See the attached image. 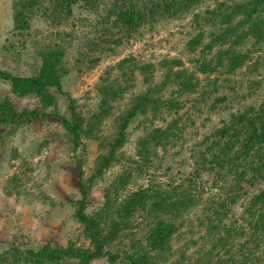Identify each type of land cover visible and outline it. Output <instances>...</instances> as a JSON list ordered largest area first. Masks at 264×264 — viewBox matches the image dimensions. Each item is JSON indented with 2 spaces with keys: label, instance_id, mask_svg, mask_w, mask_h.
<instances>
[{
  "label": "trees",
  "instance_id": "1",
  "mask_svg": "<svg viewBox=\"0 0 264 264\" xmlns=\"http://www.w3.org/2000/svg\"><path fill=\"white\" fill-rule=\"evenodd\" d=\"M207 1L212 4L200 9ZM10 13L17 36L33 41L30 31L39 24L53 37L32 43L37 68L31 74L0 69L9 89L0 99V126L12 132L32 120L59 119L75 160L70 217L85 244L70 237L38 246L10 239L0 249V264H91L100 258L108 264H264V99L229 112L183 148L180 166L163 154L183 138L178 112L186 101L215 111L228 98L221 90L232 87L230 76L243 66L257 70L264 57V0H10ZM185 15L195 29L185 41L191 67L176 56L142 61L128 54L99 75L92 110L62 90L75 27L84 37L76 45L84 50L77 52H113L110 45L121 37ZM64 27L68 31L58 30ZM98 60L89 58L88 65ZM258 82L252 80L247 96ZM54 90L67 99L65 112L56 109ZM13 97H33L36 105L18 108ZM185 120L192 121L189 115ZM129 129L139 134L126 154ZM88 145L95 151L85 173ZM114 167L100 202L88 211L93 184ZM158 169L166 182L157 180ZM208 177L213 182L202 197L196 187Z\"/></svg>",
  "mask_w": 264,
  "mask_h": 264
},
{
  "label": "rangeland",
  "instance_id": "2",
  "mask_svg": "<svg viewBox=\"0 0 264 264\" xmlns=\"http://www.w3.org/2000/svg\"><path fill=\"white\" fill-rule=\"evenodd\" d=\"M210 4L212 3L207 1L200 9ZM189 21L190 16L185 15L180 19L162 20L152 27L146 25L139 29V33L121 37L119 44L110 45L113 52L105 50L86 53V51L83 52L86 53V57L82 52H77L84 50V47L79 49L76 47L78 40H83L84 37L75 27L72 34L73 45L67 47L64 57L68 73L60 79L62 90L67 92L79 107L92 110L96 102L95 82L99 75L106 66L114 64L128 54L142 61L176 56L182 60L184 66L191 67L190 55L185 50V41L195 29ZM58 30L68 31L67 27ZM30 34L33 41L12 33L10 0H0V69L18 75H27L35 71L37 62L33 59L32 43L39 46L53 35L39 24H33ZM258 54L261 55L260 52ZM93 57H99V60L90 67L88 59ZM257 64L256 71L251 72L243 66L230 76V85L233 89L224 86L221 91L228 94V98L217 110L208 112L202 103H194L193 100L184 103L178 112L184 122L183 138L174 148L163 152L164 159L170 156L172 164L180 166L181 158L178 154L183 153V148L203 134H207L212 126L227 118L229 112L235 111L245 103H258L264 99V57L258 58ZM253 79H259L257 83L259 87L247 96L250 90L254 89ZM8 90V84L0 81V99L9 94ZM54 94L56 109L65 112L67 99L60 96L56 90ZM192 96L196 99V95ZM12 100L18 108H32L36 105L33 97L18 99L13 97ZM186 115L191 117V122L185 120ZM11 128L0 126V249L10 239L19 244L38 246L48 240L63 243L70 237L75 238L78 244L84 245L85 242L78 236V224L70 217L72 208L68 201L77 197L75 160L68 136L59 119L51 116L32 120L28 125L9 132ZM138 134L139 130L129 129L128 141L123 147L126 154L133 152L134 137ZM86 151L90 154L82 164L85 173L89 170L95 145H88ZM117 169L110 168L104 178L95 181L89 192L88 211L100 202L103 183L111 179L112 173ZM184 169L187 170L188 166L183 165L182 170ZM156 172L158 181L168 180L161 174V169ZM211 182L213 178L208 177L206 181L202 179L201 184L196 187L202 197L208 193L205 188ZM188 216H191V213ZM172 244L175 247L178 243ZM91 264L108 263L104 258H100Z\"/></svg>",
  "mask_w": 264,
  "mask_h": 264
},
{
  "label": "crops",
  "instance_id": "3",
  "mask_svg": "<svg viewBox=\"0 0 264 264\" xmlns=\"http://www.w3.org/2000/svg\"><path fill=\"white\" fill-rule=\"evenodd\" d=\"M22 227V226H21Z\"/></svg>",
  "mask_w": 264,
  "mask_h": 264
}]
</instances>
